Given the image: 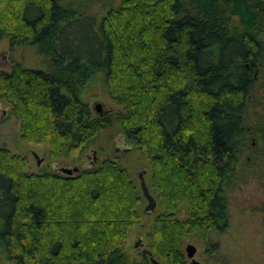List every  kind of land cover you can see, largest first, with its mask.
<instances>
[{"label": "trees", "instance_id": "obj_1", "mask_svg": "<svg viewBox=\"0 0 264 264\" xmlns=\"http://www.w3.org/2000/svg\"><path fill=\"white\" fill-rule=\"evenodd\" d=\"M93 1L0 0V41L45 63L0 70V100L20 141L76 168L33 173L0 146V260L150 264L122 250L144 214L158 262L185 264L186 238L212 257L228 195L245 173L264 182V0H95L100 17L86 14ZM96 79L119 110L89 109L83 90ZM109 128L117 147L78 168ZM131 149L146 163L149 213L120 163Z\"/></svg>", "mask_w": 264, "mask_h": 264}, {"label": "rangeland", "instance_id": "obj_2", "mask_svg": "<svg viewBox=\"0 0 264 264\" xmlns=\"http://www.w3.org/2000/svg\"><path fill=\"white\" fill-rule=\"evenodd\" d=\"M111 1L116 4L119 0ZM105 9L101 8L100 4L94 0L87 6L86 14L100 17ZM12 63H19L22 67L30 69H45L44 61L33 48L19 47L10 51L6 40H1L0 70L8 71ZM82 97L92 111L94 103L100 104L101 110L105 113L120 108L102 94L100 82L97 79L84 88ZM7 110L6 104L0 100V146L5 147L13 154L26 156L29 171L33 173H39L42 170L58 172L59 169H72L73 164L69 162L61 159H47L44 147L31 146L20 141L18 123L13 117L7 115ZM118 135L116 128L104 130L96 141V145L101 150L91 148L94 153L88 151L85 154L86 160L83 159L77 167H85L111 152L113 148L117 147ZM121 148H125V146H121ZM28 151H33L38 157H42L39 166L34 165ZM120 163L127 169L136 184L138 183L137 174L143 169L147 171L145 161L140 159L132 149L126 160H121ZM144 180L148 181L147 174L144 175ZM260 181L263 182V179H258L257 174L251 177L245 173L240 183L228 195V226L221 235L212 236L217 248L215 255L209 257L204 254L200 243L195 240L189 238L183 240L181 250L185 264H190L184 253V248L188 244L195 248L193 259L198 264H264V214L260 211V205L264 200V187H261ZM153 213L156 214L157 209ZM151 218L152 214H144L139 223L129 231L122 247L129 259L137 260L139 252L145 249V234L148 231ZM135 242L139 244L134 247ZM0 264L9 263L0 260Z\"/></svg>", "mask_w": 264, "mask_h": 264}, {"label": "water", "instance_id": "obj_3", "mask_svg": "<svg viewBox=\"0 0 264 264\" xmlns=\"http://www.w3.org/2000/svg\"><path fill=\"white\" fill-rule=\"evenodd\" d=\"M93 111L98 113V114H104L105 112H103L101 110V105L98 104V103H94L93 104ZM4 112V111H3ZM32 159L34 160L35 164L38 165L40 162H41V159L37 156V154L33 151H30L29 152ZM61 172L63 173H66V174H70L72 173L73 171L75 172L76 171V168H72V169H60ZM144 170H141L138 174H137V179H138V184H139V188H140V191H141V194L143 196V198L145 199V206L143 208V212L144 213H149L151 211L154 210L155 208V201L153 199V197L149 194L147 188H146V184H145V181L143 179V174H144ZM139 242V241H138ZM137 245V242H135L134 246ZM142 253H144L147 257V260L150 264H163L161 262H158L157 260H155L150 252H148L147 250L143 249L141 250ZM184 253H185V257L187 259H189V263L190 264H198L194 259H193V256H194V253H195V248L188 244L185 246L184 248Z\"/></svg>", "mask_w": 264, "mask_h": 264}, {"label": "flooded vegetation", "instance_id": "obj_4", "mask_svg": "<svg viewBox=\"0 0 264 264\" xmlns=\"http://www.w3.org/2000/svg\"><path fill=\"white\" fill-rule=\"evenodd\" d=\"M134 244H135V243H134ZM138 244H139V243H137V245H138ZM137 245H136V246H137ZM134 247H135V246H134Z\"/></svg>", "mask_w": 264, "mask_h": 264}]
</instances>
